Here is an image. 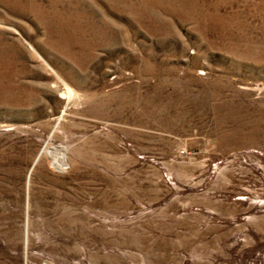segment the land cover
Instances as JSON below:
<instances>
[{"label":"rangeland","instance_id":"374dc122","mask_svg":"<svg viewBox=\"0 0 264 264\" xmlns=\"http://www.w3.org/2000/svg\"><path fill=\"white\" fill-rule=\"evenodd\" d=\"M0 264H264V0H0Z\"/></svg>","mask_w":264,"mask_h":264},{"label":"bare ground","instance_id":"6f19581e","mask_svg":"<svg viewBox=\"0 0 264 264\" xmlns=\"http://www.w3.org/2000/svg\"><path fill=\"white\" fill-rule=\"evenodd\" d=\"M42 153H43V152H41L40 155H41ZM40 155H39V156H40ZM39 156H38V157H39ZM62 163H63V162H62ZM60 166H61V164H60Z\"/></svg>","mask_w":264,"mask_h":264}]
</instances>
